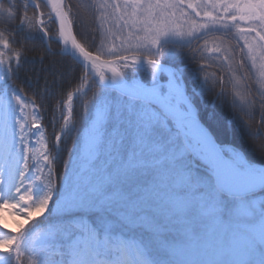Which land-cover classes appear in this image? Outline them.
<instances>
[{
	"label": "snow or ice",
	"instance_id": "snow-or-ice-1",
	"mask_svg": "<svg viewBox=\"0 0 264 264\" xmlns=\"http://www.w3.org/2000/svg\"><path fill=\"white\" fill-rule=\"evenodd\" d=\"M44 6L0 2V264H264V0Z\"/></svg>",
	"mask_w": 264,
	"mask_h": 264
},
{
	"label": "trees",
	"instance_id": "trees-1",
	"mask_svg": "<svg viewBox=\"0 0 264 264\" xmlns=\"http://www.w3.org/2000/svg\"><path fill=\"white\" fill-rule=\"evenodd\" d=\"M12 2H15L18 6H22L23 0H4L2 3L5 4V6H10V4ZM73 2H77V0H73ZM41 4H42V10L45 12L49 11V8L45 7L44 5H46V1L45 0H41ZM32 9H29V15H31L32 13ZM49 30L51 33H55L57 25L55 23H50L48 25ZM94 24L92 23L91 19H86L84 22L80 23L77 27L76 30L77 32H85L87 34H91L94 31ZM35 44V48L30 51L28 54L29 56H35L38 54V52H40L43 47H44V43L41 39L37 38L34 42H30L29 47H32V44ZM51 48L53 50L56 49L57 45L55 42H51ZM57 59H61L60 57H57ZM61 62L64 63L67 67V75H66V82L64 84V88L67 90H72L74 87L78 86L79 81L77 79L79 72H80V68L79 65L76 64L74 61L71 60H67L64 61L61 59ZM164 63H170L169 59L167 57H165L163 59ZM177 63H184L187 65V73L189 75H191V73L193 72L195 65L193 63H191L189 61V59L184 56L179 58L177 61ZM45 63H47V61H45ZM40 65L39 64H34V65H25L24 69L21 72V79L18 81V83L20 84L21 88L25 91V93L29 96H31L33 94V88L32 85L29 83V81L33 78L34 74L37 73L39 71ZM209 71H216L217 74H221L219 72L218 69L216 68H211L209 69ZM140 78H146L145 73L143 71L138 72L137 74ZM251 75V73H250ZM227 76L225 77V80L227 81ZM218 87V86H217ZM97 90V84L95 81H92L91 84V90L89 91L88 95L90 96L91 93L93 91ZM75 105H76V110H79V100L74 101ZM205 106L208 109H211L213 106L215 107V110L222 116L225 117L227 119H232V109L230 107V105L228 103H219V102H215L214 101V92H209L207 94V96L205 97V101H204ZM48 115H50V113H46L45 114V119L43 121L45 127H48ZM260 120V115H259V110H257L255 112V114L252 116V121L254 126H256V121ZM233 128H235V135H233ZM48 131H49V135L51 134V128L48 127ZM241 129H240V125L238 122H235L233 125L229 126V131L227 136L225 137V139L227 141H240L242 139L241 135H240Z\"/></svg>",
	"mask_w": 264,
	"mask_h": 264
},
{
	"label": "rangeland",
	"instance_id": "rangeland-1",
	"mask_svg": "<svg viewBox=\"0 0 264 264\" xmlns=\"http://www.w3.org/2000/svg\"><path fill=\"white\" fill-rule=\"evenodd\" d=\"M0 215L6 216L8 218V220H9V222H11V220L13 218L12 214L7 212L6 210H0Z\"/></svg>",
	"mask_w": 264,
	"mask_h": 264
},
{
	"label": "flooded vegetation",
	"instance_id": "flooded-vegetation-1",
	"mask_svg": "<svg viewBox=\"0 0 264 264\" xmlns=\"http://www.w3.org/2000/svg\"><path fill=\"white\" fill-rule=\"evenodd\" d=\"M4 0H1L0 2H3Z\"/></svg>",
	"mask_w": 264,
	"mask_h": 264
},
{
	"label": "water",
	"instance_id": "water-1",
	"mask_svg": "<svg viewBox=\"0 0 264 264\" xmlns=\"http://www.w3.org/2000/svg\"><path fill=\"white\" fill-rule=\"evenodd\" d=\"M1 1V0H0Z\"/></svg>",
	"mask_w": 264,
	"mask_h": 264
}]
</instances>
